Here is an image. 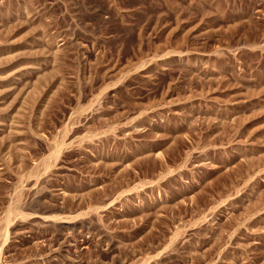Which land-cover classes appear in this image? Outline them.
<instances>
[{
    "label": "rangeland",
    "instance_id": "1",
    "mask_svg": "<svg viewBox=\"0 0 264 264\" xmlns=\"http://www.w3.org/2000/svg\"><path fill=\"white\" fill-rule=\"evenodd\" d=\"M0 264H264V0H0Z\"/></svg>",
    "mask_w": 264,
    "mask_h": 264
},
{
    "label": "bare ground",
    "instance_id": "2",
    "mask_svg": "<svg viewBox=\"0 0 264 264\" xmlns=\"http://www.w3.org/2000/svg\"><path fill=\"white\" fill-rule=\"evenodd\" d=\"M13 209V208H12ZM13 216V215H12ZM46 218V216L43 218V219H45Z\"/></svg>",
    "mask_w": 264,
    "mask_h": 264
}]
</instances>
